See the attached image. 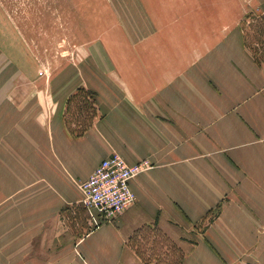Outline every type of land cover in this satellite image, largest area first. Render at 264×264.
<instances>
[{"label": "crops", "instance_id": "crops-1", "mask_svg": "<svg viewBox=\"0 0 264 264\" xmlns=\"http://www.w3.org/2000/svg\"><path fill=\"white\" fill-rule=\"evenodd\" d=\"M151 19L126 48L89 52L82 130L72 94L35 96L0 51V264H153L134 244L149 232L151 252L159 239L183 250L174 264H264V42ZM114 153L147 168L134 205L105 222L80 183Z\"/></svg>", "mask_w": 264, "mask_h": 264}, {"label": "rangeland", "instance_id": "rangeland-1", "mask_svg": "<svg viewBox=\"0 0 264 264\" xmlns=\"http://www.w3.org/2000/svg\"><path fill=\"white\" fill-rule=\"evenodd\" d=\"M151 16L160 18L162 27L168 20L187 18L199 35L241 29L250 43L253 35L264 42L262 0H0V51L26 72V78L16 80L38 82L35 96L53 103L54 97L72 94L67 118L75 130H82L93 119L94 94L74 87L84 82L89 52L106 44L126 48L127 40L148 34L149 26L158 28L148 23ZM190 27L183 24L184 33ZM150 243V232L134 242L153 264H174L181 256V248L168 240L159 239L153 252Z\"/></svg>", "mask_w": 264, "mask_h": 264}, {"label": "built area", "instance_id": "built-area-1", "mask_svg": "<svg viewBox=\"0 0 264 264\" xmlns=\"http://www.w3.org/2000/svg\"><path fill=\"white\" fill-rule=\"evenodd\" d=\"M145 168L147 162L131 165L117 153L105 158L89 178L80 183L85 206L97 210L105 222L121 216L136 201L131 180Z\"/></svg>", "mask_w": 264, "mask_h": 264}]
</instances>
